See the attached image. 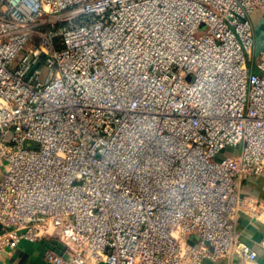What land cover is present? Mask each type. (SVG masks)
Masks as SVG:
<instances>
[{
  "label": "built area",
  "instance_id": "obj_1",
  "mask_svg": "<svg viewBox=\"0 0 264 264\" xmlns=\"http://www.w3.org/2000/svg\"><path fill=\"white\" fill-rule=\"evenodd\" d=\"M254 11L0 0V255L46 240L52 264L254 260L233 223L240 183L264 178Z\"/></svg>",
  "mask_w": 264,
  "mask_h": 264
},
{
  "label": "crops",
  "instance_id": "obj_2",
  "mask_svg": "<svg viewBox=\"0 0 264 264\" xmlns=\"http://www.w3.org/2000/svg\"><path fill=\"white\" fill-rule=\"evenodd\" d=\"M249 19L253 41L247 64L253 71H257L254 62L257 56L264 52V15L254 11L249 15ZM238 195L243 200L244 207L233 218L234 231L256 251V258L243 262L232 256L206 260L201 264H264V213L255 211V215L250 214L253 202L264 203V178L248 175L240 183ZM48 246L49 242L46 240L23 241L15 248L2 253L0 264H52L45 258L44 252Z\"/></svg>",
  "mask_w": 264,
  "mask_h": 264
},
{
  "label": "rangeland",
  "instance_id": "obj_3",
  "mask_svg": "<svg viewBox=\"0 0 264 264\" xmlns=\"http://www.w3.org/2000/svg\"><path fill=\"white\" fill-rule=\"evenodd\" d=\"M42 73H43V75L41 76V79L44 78V76H45V71H43ZM223 151H224V152H223ZM223 151L219 152L218 155L221 156V157H224V156L229 155V154H231V153L233 152V151H232L231 149H229V148H227V149H225V150H223Z\"/></svg>",
  "mask_w": 264,
  "mask_h": 264
}]
</instances>
